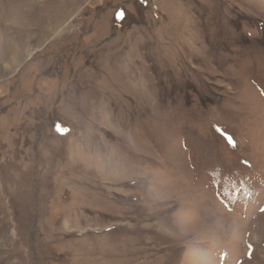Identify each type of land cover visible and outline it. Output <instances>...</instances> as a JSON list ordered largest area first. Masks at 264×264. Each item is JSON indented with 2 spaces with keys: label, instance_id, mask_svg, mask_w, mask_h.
Wrapping results in <instances>:
<instances>
[{
  "label": "rangeland",
  "instance_id": "rangeland-1",
  "mask_svg": "<svg viewBox=\"0 0 264 264\" xmlns=\"http://www.w3.org/2000/svg\"><path fill=\"white\" fill-rule=\"evenodd\" d=\"M263 223L264 0H0V264H264Z\"/></svg>",
  "mask_w": 264,
  "mask_h": 264
},
{
  "label": "bare ground",
  "instance_id": "bare-ground-1",
  "mask_svg": "<svg viewBox=\"0 0 264 264\" xmlns=\"http://www.w3.org/2000/svg\"><path fill=\"white\" fill-rule=\"evenodd\" d=\"M258 219H259V218H258ZM262 220H263V219H262ZM263 224H264V223H263ZM263 224H262V225H263ZM259 227H260V226H259Z\"/></svg>",
  "mask_w": 264,
  "mask_h": 264
}]
</instances>
